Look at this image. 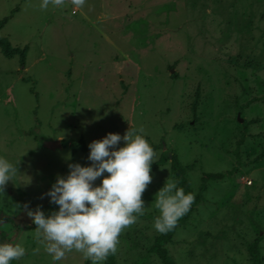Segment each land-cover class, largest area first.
Wrapping results in <instances>:
<instances>
[{"label":"rangeland","instance_id":"obj_1","mask_svg":"<svg viewBox=\"0 0 264 264\" xmlns=\"http://www.w3.org/2000/svg\"><path fill=\"white\" fill-rule=\"evenodd\" d=\"M39 4L0 0V42L18 50L0 45V155L17 162L0 192V242L25 248L10 264H91L74 249L53 261L35 226L12 218L58 208L46 194L56 175L91 163L70 143L129 127L160 163L144 213L118 236L117 264H161L155 192L176 180L171 154L200 196L164 244L174 264H252L255 241L264 264V0ZM56 138L58 148L40 144Z\"/></svg>","mask_w":264,"mask_h":264},{"label":"clouds","instance_id":"obj_2","mask_svg":"<svg viewBox=\"0 0 264 264\" xmlns=\"http://www.w3.org/2000/svg\"><path fill=\"white\" fill-rule=\"evenodd\" d=\"M49 3L64 6V0H40L39 6L47 8ZM71 3L80 7L84 0ZM121 140L124 143L116 147ZM87 147L91 163H69L66 175L57 174L47 190L50 202L58 208L47 215L39 206L27 210L36 238L53 261L74 249L91 264H101L115 253L121 231L135 223L147 207L141 197L151 181L155 153L142 132L130 127L123 136L108 132L91 140ZM16 164L0 155V192L17 173ZM97 177L100 182L94 184ZM193 199L194 193H186L176 180H165L155 192L159 214L153 218L154 229L160 233L171 230ZM24 255L22 243L0 242V264H10Z\"/></svg>","mask_w":264,"mask_h":264},{"label":"trees","instance_id":"obj_3","mask_svg":"<svg viewBox=\"0 0 264 264\" xmlns=\"http://www.w3.org/2000/svg\"><path fill=\"white\" fill-rule=\"evenodd\" d=\"M0 45L2 47V52L5 56L12 55L16 51H18L16 49L9 50L7 48L8 47L7 41H1ZM69 147L77 148L80 152L88 153V151H89L88 147L85 146L82 141H78L76 143H70ZM169 160H170V170H171L172 174L176 177V181L178 183V186L183 187L184 191L186 193L189 191L192 192L191 189L189 188L188 181H187L186 177L184 176V168L181 166V164L177 160L176 156L174 154H171L169 156ZM159 163H160L159 161L152 162L150 165V168H155L156 166H158ZM221 176H222V174H207L206 178L207 179H217V178H220ZM199 201H200V196L194 194V199L191 203L189 210L183 216H181L178 219L176 225L171 230L164 232V233H160L159 235H157L154 238L152 246H151V252H153L156 255V257L158 258V260L160 261L161 264H174V262L172 261V258L168 255V253L164 249V244L170 241L176 226L185 222V220L188 217L189 211ZM32 225L35 226L34 223H32ZM249 254H250L252 264H261L259 257H258V249H257L256 241L250 245ZM103 264H117V262L115 261V258H114V254L110 253L103 260Z\"/></svg>","mask_w":264,"mask_h":264},{"label":"water","instance_id":"obj_4","mask_svg":"<svg viewBox=\"0 0 264 264\" xmlns=\"http://www.w3.org/2000/svg\"><path fill=\"white\" fill-rule=\"evenodd\" d=\"M41 146L49 148V149H55L60 147V142L57 139H53V140H43L41 143ZM4 217H7L5 215H3ZM13 222L15 224L20 223L21 221L27 222V223H32L31 217L29 215H27L26 212H21L18 215H16L15 217L12 218Z\"/></svg>","mask_w":264,"mask_h":264},{"label":"crops","instance_id":"obj_5","mask_svg":"<svg viewBox=\"0 0 264 264\" xmlns=\"http://www.w3.org/2000/svg\"><path fill=\"white\" fill-rule=\"evenodd\" d=\"M57 139V138H56ZM58 140V139H57ZM60 142V140H58ZM61 145V144H60Z\"/></svg>","mask_w":264,"mask_h":264}]
</instances>
